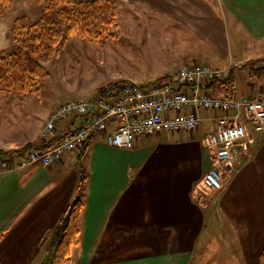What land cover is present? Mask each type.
<instances>
[{
  "label": "crops",
  "instance_id": "crops-1",
  "mask_svg": "<svg viewBox=\"0 0 264 264\" xmlns=\"http://www.w3.org/2000/svg\"><path fill=\"white\" fill-rule=\"evenodd\" d=\"M118 9L119 19L134 21V42L154 52L162 68L154 78L194 63L232 67L239 76L242 63L264 58V0H118ZM11 21L0 17V51L11 44ZM167 46L176 62L163 65ZM260 91L263 81L252 93ZM199 115L198 129L139 135L131 148L109 145L95 131L48 166L4 158L9 166L0 169V264L46 260L48 237L76 194L80 168L86 182L71 264H260L264 130L248 127L245 148L232 156L221 188L203 189L210 159L202 132L211 122L206 112ZM74 122L58 120L50 138L59 140Z\"/></svg>",
  "mask_w": 264,
  "mask_h": 264
},
{
  "label": "built area",
  "instance_id": "built-area-1",
  "mask_svg": "<svg viewBox=\"0 0 264 264\" xmlns=\"http://www.w3.org/2000/svg\"><path fill=\"white\" fill-rule=\"evenodd\" d=\"M228 69L194 63L144 84L130 80L115 91L61 102L45 120L40 139L52 135L58 120L74 117L72 127L47 149L27 152L20 164L48 166L64 153L80 148L95 131L103 132L109 145L131 148L139 135L198 129L203 122L199 110H215L217 114L204 116L211 122L202 132L210 168L203 174L201 186L218 190L232 156L245 148L248 127L255 133L264 130V92L213 94L211 83L226 78ZM110 124L112 128L108 130ZM7 163L2 160L1 167L7 168Z\"/></svg>",
  "mask_w": 264,
  "mask_h": 264
},
{
  "label": "rangeland",
  "instance_id": "rangeland-1",
  "mask_svg": "<svg viewBox=\"0 0 264 264\" xmlns=\"http://www.w3.org/2000/svg\"><path fill=\"white\" fill-rule=\"evenodd\" d=\"M42 2L36 0L31 5H22L12 0L6 16L9 20L20 15L34 20L41 13ZM130 22L134 23L128 15L126 18H117V35L112 39L90 42L77 35L71 36L58 55L41 61L45 72L37 76L36 85L22 93L0 91V145L8 142L14 145L9 148L0 147L15 149L26 142H35L46 117L61 102L98 95L107 91V83L117 78L126 80L125 78L130 77L129 79L133 78L139 84L154 80V74L162 68L155 61L152 50L148 49L147 52L145 44L142 47L134 42V30L129 26ZM169 30L171 29L168 27L166 32ZM14 49L11 43L6 51ZM161 55L164 57L163 65L166 62H176L168 53V46ZM129 79L124 82H129ZM262 81L250 79L246 72L239 73L234 93L254 94L252 91L257 90L258 83ZM213 113L217 111L212 110L206 114L210 116ZM31 150L34 149L27 152ZM6 157H0V169H5L1 167V163ZM216 249L217 253L220 245L217 247L216 244Z\"/></svg>",
  "mask_w": 264,
  "mask_h": 264
},
{
  "label": "trees",
  "instance_id": "trees-1",
  "mask_svg": "<svg viewBox=\"0 0 264 264\" xmlns=\"http://www.w3.org/2000/svg\"><path fill=\"white\" fill-rule=\"evenodd\" d=\"M38 18L28 20L24 15L15 16L9 27V37L15 49L0 51V91L22 93L36 85L37 76L44 74L42 60L58 55L68 39L77 35L81 39L95 42L112 39L118 18V0H42ZM12 0H0V17H4ZM253 80L264 81V58L249 59L240 66ZM160 76L158 78L165 77ZM157 79V78H156ZM236 75L229 67L226 78L211 83L213 94H233ZM126 80L107 83V91H115ZM58 139L26 142L15 149L0 147V157L25 158L30 149H47ZM86 182V172L80 168L76 194L68 202L46 243V260L40 264H71L70 252L78 243V219L82 210L80 199ZM260 264H264V249L259 253Z\"/></svg>",
  "mask_w": 264,
  "mask_h": 264
}]
</instances>
